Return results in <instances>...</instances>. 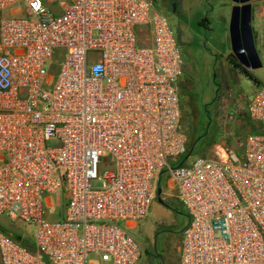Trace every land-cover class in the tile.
I'll use <instances>...</instances> for the list:
<instances>
[{
  "label": "built area",
  "instance_id": "built-area-1",
  "mask_svg": "<svg viewBox=\"0 0 264 264\" xmlns=\"http://www.w3.org/2000/svg\"><path fill=\"white\" fill-rule=\"evenodd\" d=\"M183 72L151 0H0V218L33 229L0 228V264H138L128 232L162 173L186 214L179 264H264V88L238 153L182 160Z\"/></svg>",
  "mask_w": 264,
  "mask_h": 264
},
{
  "label": "rangeland",
  "instance_id": "rangeland-1",
  "mask_svg": "<svg viewBox=\"0 0 264 264\" xmlns=\"http://www.w3.org/2000/svg\"><path fill=\"white\" fill-rule=\"evenodd\" d=\"M151 1L154 8L166 17L184 61L179 95L181 123L188 133L189 141L182 160L189 155L190 150V160L210 158L212 146L219 141H226L238 153L236 141L243 140L253 129L245 113L246 103L259 88H264V17L260 19L254 32V46L261 68H238L236 59L229 56L232 65L218 71L217 67L214 68V63L219 64L221 52L226 50V46L229 48V42L225 44L221 39V17L216 8L219 0ZM229 18L230 11L228 22ZM207 22L211 23L214 32L209 31ZM188 162L189 160L186 163ZM160 177L161 181L156 184L151 213L145 223L159 222L160 216L153 210L154 207L159 208L162 213L164 208L168 209L165 210L167 215L174 218L175 222L171 227L158 225L155 235L152 229L142 225L143 221L128 232L141 251L138 264H179L178 247L186 214L175 198L168 196L171 194L167 190L165 173ZM101 186V181L94 184L95 188ZM158 189L161 190L162 204L157 201ZM59 212L60 209L49 210V219L59 218ZM0 228L21 237L27 243H33L31 227L11 223L7 218L1 217ZM169 233L179 235H174L176 237L165 248V237Z\"/></svg>",
  "mask_w": 264,
  "mask_h": 264
},
{
  "label": "water",
  "instance_id": "water-1",
  "mask_svg": "<svg viewBox=\"0 0 264 264\" xmlns=\"http://www.w3.org/2000/svg\"><path fill=\"white\" fill-rule=\"evenodd\" d=\"M256 0H231L228 22L229 50L239 66L246 70L261 68V62L254 46L253 32L251 28V3ZM161 190H157V201L160 199Z\"/></svg>",
  "mask_w": 264,
  "mask_h": 264
},
{
  "label": "crops",
  "instance_id": "crops-1",
  "mask_svg": "<svg viewBox=\"0 0 264 264\" xmlns=\"http://www.w3.org/2000/svg\"><path fill=\"white\" fill-rule=\"evenodd\" d=\"M234 4L231 2V0H219L217 2V11L219 13V16L221 17V25H222V41L225 42V44H228V14H229V11H231V7H233ZM264 17V1H254L251 3V22H252V31H253V39H254V42L256 41V36L254 35V32H255V29H256V26L258 24V22L260 23V19H262ZM207 26H208V29L209 31H213V28L211 26V23L207 22ZM225 49V47L223 48ZM216 51H220V49H216ZM221 52V51H220ZM230 50L228 48V46H226V50H224V52H221V56H220V61H219V64L217 63H214V68L217 67V70L219 71V69H223V68H227L228 66H230V64L232 65L231 61H230ZM166 175V184H167V190L169 191V193L171 195L168 194L169 197L171 198H174L172 195H173V192H172V189H173V185H172V182L171 180L169 179V176L167 174ZM159 181H161V177L159 178ZM158 181V182H159ZM150 210H151V207H150ZM150 210H149V213L146 217V219L143 221L142 225L144 227H147L149 229H152L153 231V235H155L156 233V227L160 224H162V226H168V227H171L173 225V223L175 222V219L174 218H170V216H168L166 213L165 210H168L166 208H164V213L161 212V210L157 207H154L153 210H155L158 214V216H160V219H159V222L157 223H145L146 220L149 218L148 216L150 215ZM163 216V218L161 219V217ZM162 221V222H161ZM186 224V221L184 222L183 225ZM132 230V229H131ZM130 230V231H131ZM178 234V233H177ZM177 234H172V233H169L168 236L165 237V248L168 247L167 245H170L171 244V240L173 238H175L177 236ZM176 235V236H174ZM179 235V234H178ZM179 238V236L177 237ZM178 244H179V240H178ZM178 252H179V247H178Z\"/></svg>",
  "mask_w": 264,
  "mask_h": 264
},
{
  "label": "trees",
  "instance_id": "trees-1",
  "mask_svg": "<svg viewBox=\"0 0 264 264\" xmlns=\"http://www.w3.org/2000/svg\"><path fill=\"white\" fill-rule=\"evenodd\" d=\"M230 56H231L232 58H234L232 55H230ZM236 67L240 68V66H238V65H236ZM188 154H189V155H187V156H190V155H191V150L188 152ZM16 238H19V237L16 236Z\"/></svg>",
  "mask_w": 264,
  "mask_h": 264
}]
</instances>
